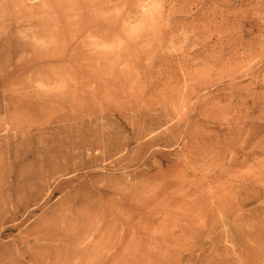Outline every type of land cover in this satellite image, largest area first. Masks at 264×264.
<instances>
[{
    "label": "rangeland",
    "instance_id": "rangeland-1",
    "mask_svg": "<svg viewBox=\"0 0 264 264\" xmlns=\"http://www.w3.org/2000/svg\"><path fill=\"white\" fill-rule=\"evenodd\" d=\"M0 68V264H264V0H0Z\"/></svg>",
    "mask_w": 264,
    "mask_h": 264
},
{
    "label": "bare ground",
    "instance_id": "bare-ground-1",
    "mask_svg": "<svg viewBox=\"0 0 264 264\" xmlns=\"http://www.w3.org/2000/svg\"><path fill=\"white\" fill-rule=\"evenodd\" d=\"M94 18V17H93ZM96 20V19H95ZM98 21V20H97ZM3 24V23H2ZM92 29V28H91ZM62 41V43L59 45V47L58 48H56L55 46L53 47V48H51V49H47V50H43V51H40L39 53H38V58H42V59H45V60H53V59H65L66 57H67V50H66V44H65V42H64V40L62 39L61 40ZM70 50V49H69ZM69 57H70V55H69ZM28 58H22V60L20 61V64L22 63V64H25V63H28L29 61L27 60ZM13 62V61H12ZM37 62V61H36ZM76 65V64H75ZM77 66V65H76ZM23 67H25V66H23ZM26 68V67H25ZM1 69V68H0ZM10 69H11V67H10ZM16 69H17V67H16ZM79 70V69H78ZM62 72H65V71H62ZM69 73V72H68ZM64 74V73H63ZM73 74V73H72ZM68 75V74H67ZM46 78V77H45ZM47 79V81L48 80H50V82H51V80L53 79H50V78H46ZM76 79H77V77H76ZM80 79V78H79ZM38 80V79H37ZM80 82V81H79ZM75 99V98H74ZM1 103H3V102H1ZM76 103V102H75ZM3 107V106H2ZM94 253V252H93Z\"/></svg>",
    "mask_w": 264,
    "mask_h": 264
}]
</instances>
